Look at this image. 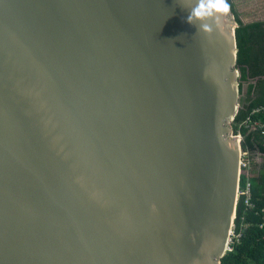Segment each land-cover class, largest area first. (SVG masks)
<instances>
[{
  "label": "water",
  "instance_id": "obj_1",
  "mask_svg": "<svg viewBox=\"0 0 264 264\" xmlns=\"http://www.w3.org/2000/svg\"><path fill=\"white\" fill-rule=\"evenodd\" d=\"M193 2L0 0V264H222L238 23Z\"/></svg>",
  "mask_w": 264,
  "mask_h": 264
},
{
  "label": "trees",
  "instance_id": "obj_2",
  "mask_svg": "<svg viewBox=\"0 0 264 264\" xmlns=\"http://www.w3.org/2000/svg\"><path fill=\"white\" fill-rule=\"evenodd\" d=\"M238 23L236 27L237 39V68L240 72V93L243 94L247 85L245 100L242 101L238 114L233 123L234 134L238 127L251 116L252 111L260 106L264 100V20L245 23L240 17L234 4L228 0ZM253 122H260L264 126V113L252 117ZM244 139L243 151L249 150L264 156V146L261 144L259 132L241 130ZM252 172L253 201L257 210L264 209V163L258 171ZM245 183L242 177L241 185ZM244 219V220H243ZM260 216L245 209L242 202L237 207L235 224L239 230L242 223L247 225L240 243L233 245V250L221 259L222 264H264V233L258 228ZM237 230V231H238Z\"/></svg>",
  "mask_w": 264,
  "mask_h": 264
},
{
  "label": "built area",
  "instance_id": "obj_3",
  "mask_svg": "<svg viewBox=\"0 0 264 264\" xmlns=\"http://www.w3.org/2000/svg\"><path fill=\"white\" fill-rule=\"evenodd\" d=\"M264 113V100L263 103L256 107L250 117L243 123H241L238 127V132L234 134V138H237L240 145L243 143L244 139L241 134V130L246 129L249 132H259L261 137V144L264 146V126L260 122H253L252 117L258 114ZM242 147V145H241ZM251 152L249 150L242 151V161H241V177L240 184L238 188V199H237V207L240 202L243 203L245 209L250 210V212H255L257 216H260L261 222L258 224V228L264 233V209L257 210V206L253 201V190H252V172L251 166L248 157L250 158ZM242 177L245 180V183L241 185ZM237 218V210L235 214V220ZM235 220L232 226V230L230 233V239L228 243L227 252H231L233 250V245L236 243H240L243 232L247 228V225L242 223L239 230L236 227ZM244 220V219H243ZM238 230V231H237Z\"/></svg>",
  "mask_w": 264,
  "mask_h": 264
},
{
  "label": "clouds",
  "instance_id": "obj_4",
  "mask_svg": "<svg viewBox=\"0 0 264 264\" xmlns=\"http://www.w3.org/2000/svg\"><path fill=\"white\" fill-rule=\"evenodd\" d=\"M228 0H194L190 7L187 23L199 25L197 31L211 35L214 26L219 27L222 17L230 13Z\"/></svg>",
  "mask_w": 264,
  "mask_h": 264
},
{
  "label": "rangeland",
  "instance_id": "obj_5",
  "mask_svg": "<svg viewBox=\"0 0 264 264\" xmlns=\"http://www.w3.org/2000/svg\"><path fill=\"white\" fill-rule=\"evenodd\" d=\"M259 0H248V3H244L246 6H240L239 4L236 6V9L241 11L239 12L241 17L247 21V20H254V19H260L264 18V4L258 6ZM264 3V1L262 2ZM243 10V11H242ZM245 87V85H244ZM243 94L240 96V106L242 104V101L245 100V88H243ZM242 145V144H241ZM243 151V146H242ZM250 166L253 172L258 171V167L261 166L264 163V156H259L257 153H251L250 158L248 157Z\"/></svg>",
  "mask_w": 264,
  "mask_h": 264
},
{
  "label": "crops",
  "instance_id": "obj_6",
  "mask_svg": "<svg viewBox=\"0 0 264 264\" xmlns=\"http://www.w3.org/2000/svg\"><path fill=\"white\" fill-rule=\"evenodd\" d=\"M231 1V3L232 4H234V6H235V8H236V6L239 4L240 6H246V5H244V3H248V0H230ZM264 0H259L258 1V6H260V5H262V4H264V3H262ZM260 8H261V6H260ZM262 9V8H261ZM237 10V9H236ZM238 11V13L239 12H241V11H239V10H237ZM243 11V10H242ZM239 15H241L240 13H239ZM241 17V16H240ZM242 18V17H241ZM243 19V18H242ZM256 20H264V18H260V19H254V20H247V21H245L244 19H243V21L245 22V23H249V22H253V21H256ZM245 93H246V91H247V85H245ZM244 92V91H243Z\"/></svg>",
  "mask_w": 264,
  "mask_h": 264
},
{
  "label": "bare ground",
  "instance_id": "obj_7",
  "mask_svg": "<svg viewBox=\"0 0 264 264\" xmlns=\"http://www.w3.org/2000/svg\"><path fill=\"white\" fill-rule=\"evenodd\" d=\"M232 128H233V124H232Z\"/></svg>",
  "mask_w": 264,
  "mask_h": 264
}]
</instances>
